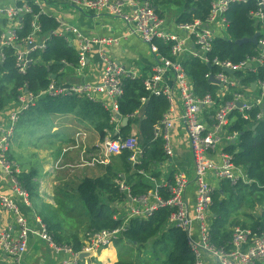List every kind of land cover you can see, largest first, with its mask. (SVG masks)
<instances>
[{
  "label": "built area",
  "instance_id": "2783aa9c",
  "mask_svg": "<svg viewBox=\"0 0 264 264\" xmlns=\"http://www.w3.org/2000/svg\"><path fill=\"white\" fill-rule=\"evenodd\" d=\"M42 0H32L40 14ZM73 8L83 14L106 15L124 22L133 36L139 37L150 48L156 65L144 80L145 89L150 95L164 97L170 103V111L164 116L162 122L156 128V137L165 143L164 151L167 158H173L174 149L171 139V130L177 120L184 122L187 136L192 148L195 168L196 204L193 216L189 213L186 202L188 181L184 174L174 176V183L168 186V197L164 199L158 193L148 194L141 198H133L126 183L119 178L116 183L122 192L126 193L132 203L128 219L148 218L160 209L172 211L170 223L181 229L187 236L188 244L195 256V264H205V257H211L217 264H263L264 263V231H254L237 227L233 231L230 248L217 249L211 243L210 214L213 204L214 187L209 183L210 176L222 182L227 181L232 185L244 183L249 185L252 181L247 177L245 170L237 167L233 157L221 152L220 162H214L211 154L218 151L221 144L222 132L232 124L231 117L239 112L245 119L249 113L257 107L264 105V82H258L257 88L261 89L260 98L256 102L244 101V90L238 82L224 70L244 72L248 66L264 64V2H259L260 11L254 14L258 22H262L260 28L259 44L263 50L258 59H252L240 65H232L229 62H221L215 59L212 65L218 69L215 76H208L211 81L214 78L218 84L215 97L211 95L200 99L193 90V84L188 76L183 60L192 57L205 64H210L208 54L212 51V44L217 36L225 37L227 32L226 13L233 4L246 3L247 0H212V9L206 22L197 21L191 24L175 23V32L167 28L165 18L154 7L152 0H64ZM32 15L33 10L28 4L21 7L0 8V19H3L7 29L0 37V64L6 59L5 50L16 51V68L20 74H25L27 68L33 63L32 55L45 52L52 37L65 39L76 51L78 56L77 71L81 73L89 64V55L94 47L98 48V58L102 64V75L99 83H73L65 84L52 80L48 88L37 95L28 90H19V96L15 99L16 107L4 121L0 122V183L7 184L11 193H0V212L11 214L15 218L18 232L12 229H2L0 226V257L7 264H23L27 253L28 238L30 233V221L22 215L21 207L28 209L32 220L39 227V237L47 247L56 254H67L72 257L70 261L58 264H78V257L82 253H95L111 246L120 236L125 226L115 231H91L85 234V244L80 253L54 241L49 233L47 225L34 212L29 192L23 187L20 177L22 171L11 161L10 151L17 126L27 112L35 108L41 101L47 99H86L90 102L101 103L110 114V126L113 131H107L106 137L99 145L104 151L105 157L112 158L129 154V162L139 165L143 157L140 141L135 136L123 138L120 135L122 117L119 111V101L124 95L125 81L141 78L136 70L126 69L115 62L109 49L118 44L114 39H94L87 37L75 26L65 24L55 18L58 28L49 36L42 35V27L39 16H34L31 33L26 38L19 36L22 30V17ZM178 17V16H177ZM177 20V19H176ZM219 29L220 34H215L214 29ZM162 42L168 48V56L163 55L156 42ZM144 77V76H143ZM228 94L232 99L226 101ZM182 105L179 118H176V104ZM242 103L243 107L238 108ZM213 113V127L211 129L205 123V116ZM5 115L3 110L0 117ZM264 119V111L259 113L257 120ZM227 143L236 142L238 134H229ZM227 146V145H226ZM96 163H108L103 158L94 160ZM142 174V173H141ZM143 174H145L143 172ZM121 206V204H119ZM125 224H127L125 222ZM124 224V225H125ZM199 230V239L195 238V229Z\"/></svg>",
  "mask_w": 264,
  "mask_h": 264
},
{
  "label": "trees",
  "instance_id": "16d2710c",
  "mask_svg": "<svg viewBox=\"0 0 264 264\" xmlns=\"http://www.w3.org/2000/svg\"><path fill=\"white\" fill-rule=\"evenodd\" d=\"M154 7L160 4H170L180 10L176 22L178 24H191L197 21L206 22L212 9V0H152ZM259 2L264 0H247L246 3L233 4L225 17L227 20V32L225 37L217 36L212 44V51L208 54L210 64L202 63L192 57L183 60V66L190 77L195 95L203 99L209 95L216 96L218 88L207 78L215 76L218 69L212 65L215 59L221 62H229L232 65H240L252 59H258L261 55L258 48L252 44L237 45L236 42L244 39H252L260 34L262 22H258L254 14L260 11ZM28 4L33 10L32 15L22 17L21 38H26L32 31L31 26L34 16H39L42 27V35L49 37L57 28L55 18L40 14L37 6L32 0L20 1L18 6ZM182 9V11H181ZM264 16V10L262 11ZM2 32L0 31V37ZM263 36L260 35L259 38ZM160 52L168 56V48L162 42H156ZM5 61L0 64V112L7 106V101L16 99L19 90H28L29 93L37 95L48 88L55 81L60 82L59 77L65 66L77 67L78 56L71 45L62 38L52 37L45 52L32 55L33 63L27 68L25 74H20L16 68V51L5 50ZM146 76L125 81L124 95L119 101V111L122 119H129L126 127H121L120 135L128 138L132 123L139 125V133L136 137L140 141L143 157L139 165L133 166L129 160V154L121 156V163L117 164L116 174L96 179H84L76 188V196L85 208L87 222L86 230L91 231H115L125 226L120 234L117 246L129 244L138 248H147L152 245L156 263L154 264H195V256L188 244L186 234L170 223L172 211L160 209L150 217L132 218L124 225L123 219L118 217V212L112 207L120 204L127 198L116 183L121 174L128 175L134 171L151 173L156 165L163 164L167 160L162 139L156 137V128L162 122L164 116L170 111V103L164 97L150 95L145 89L144 80ZM241 88L250 87L258 82H264V64L252 65L251 69L237 72L233 77ZM232 99L228 94L226 101ZM264 111V105L257 107L249 113L245 119L239 112H235L231 119V126L227 129L229 134H238L235 143L229 142L224 149L226 154L233 157L237 167L245 170L251 184L238 183L232 185L230 182H219L213 193V204L210 216L211 243L217 249H228L232 241L235 228L240 225V215L243 206L249 203V199L255 194L264 196V119L257 120L259 113ZM76 114L90 122L99 130L102 140L106 137V130L113 131L110 126V114L101 103L90 102L86 99H47L41 101L35 108L25 115L31 117H47L49 115ZM256 127L254 130L253 128ZM122 171V173H118ZM118 173V174H117ZM37 172L23 174L20 181L29 192L31 200L38 197L39 185L36 182ZM142 177V176H134ZM132 178V177H131ZM135 184L126 180L133 198H141L149 194L150 188L143 179ZM62 207V206H61ZM59 207V208H61ZM49 206H44L41 219L47 225L49 233L59 245L70 247L75 254L82 251L83 246L79 238L74 235L70 237L73 245L64 244V239L57 235L58 224L52 223L51 218L46 215ZM39 209V208H38ZM62 209V208H61ZM65 209V208H64ZM44 211V212H43ZM45 215H44V214ZM58 210L56 211V214ZM248 222H243V229L264 231V212L255 219L246 213ZM251 221V225L250 224ZM248 223V224H246ZM241 227V228H242ZM120 255L121 251L118 250ZM162 258H159V256ZM122 258V256H121ZM0 264H5L0 259ZM80 262L78 264H84ZM116 264H144L141 262L119 260ZM264 264V263H263Z\"/></svg>",
  "mask_w": 264,
  "mask_h": 264
},
{
  "label": "crops",
  "instance_id": "0c3cea01",
  "mask_svg": "<svg viewBox=\"0 0 264 264\" xmlns=\"http://www.w3.org/2000/svg\"><path fill=\"white\" fill-rule=\"evenodd\" d=\"M20 1L25 0H0V8L14 7ZM41 3L43 13L46 16L60 19L62 23L77 27L87 37L116 40L118 44L109 49L112 59L126 69L136 70L141 75V78L150 74L151 69L156 65V60L148 45L139 37L131 35L128 27L121 20L106 15L83 14L64 0H42ZM155 8L165 18L167 28L175 32V23L180 10L173 9L178 15H173L172 10L165 16L160 11V7ZM7 26L11 28V25H7L3 19H0V28L3 31L7 29ZM213 31L215 34L221 33L217 28ZM102 69V64L98 58V48L94 47L89 55L88 67L84 71L79 73L77 68L65 66L59 80L64 85L73 83L97 84L100 81ZM252 86L245 87L243 93L244 101L242 102H256L260 98L261 89L257 88L253 90ZM181 111L182 105L178 102L175 108L177 119L181 115ZM8 115L9 113H6L1 116L0 122L4 121ZM50 118L54 119V126L51 131L44 128V122ZM205 123L209 129L213 127V113L205 116ZM21 125V132L19 134L17 132L13 138L10 159L23 174H29L33 171L37 172L38 197L33 198L31 201L34 212L39 217H41L40 212L45 205L49 206L48 209H50V212L48 210L46 212L49 218L50 215L56 214L57 210V214L60 211H64V214L65 211L68 213L72 212V200L73 196H76L75 191L78 184L84 179L105 177L108 172L110 175L115 176L117 172L115 162H118L117 164L121 163V156L108 159L105 157L104 151L99 147L102 137L99 130L94 126V122H90L76 114L31 118L25 115L21 121ZM26 128L29 129L26 133H29V135L25 137L23 130ZM138 133L139 125L132 123L129 135L137 137ZM170 134L174 149L173 158H167L163 164L156 165L151 173L143 174V171H134L128 175L121 174L122 180L124 182L129 180L135 184L136 181L141 182L140 179H143L150 188V194L156 192L162 198L167 199L168 186L174 183V176L178 173L184 174L188 181L186 202L189 213L193 216L196 204L195 168L192 148L184 122L177 120ZM220 135L223 141L218 146V151L211 154V159L215 163L220 162L221 152L224 151L228 144L227 137L229 135L227 132L224 131ZM102 158L107 160L108 163L94 162V160H101ZM21 160L26 161L25 164L20 163ZM35 164L39 165V170L35 169ZM118 173H122V171ZM139 175L142 177H134ZM219 182L210 176L209 183L214 189L218 187ZM0 193L7 195L11 193L7 184L0 183ZM56 193L61 195V200L56 199ZM120 204L121 206L113 204L112 207L118 212V217H121L125 224V222L129 221L128 214L133 205L128 198ZM58 206H62V209ZM262 208L264 209V205ZM244 209L246 208H242V211L245 213ZM21 212L30 221L28 247L23 264H58L72 259L70 255L56 254L51 251L46 243L40 239L39 227L33 222L30 211L21 207ZM244 213L240 215L241 221H244L246 218L243 216ZM259 217L260 215L254 216L255 219ZM0 226L2 229H12L15 233L18 232L15 218L9 213L0 212ZM82 233L83 231L81 230H78V232L64 230L63 235L60 236L64 239V244L73 245L70 237L76 235L79 238L80 244L84 246L86 232ZM56 234L59 235V233ZM194 234L195 238L199 239V230L197 228ZM119 260H121V256L113 243L99 252L92 253V257L86 260L84 264H116ZM204 260L205 264H217L214 259L208 256Z\"/></svg>",
  "mask_w": 264,
  "mask_h": 264
},
{
  "label": "rangeland",
  "instance_id": "374dc122",
  "mask_svg": "<svg viewBox=\"0 0 264 264\" xmlns=\"http://www.w3.org/2000/svg\"><path fill=\"white\" fill-rule=\"evenodd\" d=\"M159 7H160V11L162 13H164L165 16H167L173 9H176V7H174L170 4H160ZM181 11H182V9H181ZM172 14L178 15V13H176L175 10H173ZM15 107H16L15 99L7 101V106L3 110L4 114H6V113L10 114L11 112H13ZM22 119H21V121H22ZM21 121L19 122V124L17 126L15 135L17 134V132H18V134H19V132H21V129H22V127H20V126H22ZM53 126H54V119L50 118L44 122V128L46 130L50 129V131H51ZM27 131H29L28 128L23 130V135L25 137L29 135V133L26 134ZM25 162L26 161L21 160L20 163L25 164ZM117 163L118 162H115L116 165H117ZM35 165H36L35 169L39 170L40 169L39 165H37V164H35ZM55 195H56V199L61 200V195L59 193H56ZM249 200H250L249 203L247 205L243 206V208H246V209H244L245 213L250 215V216H253V217L255 215L261 216L264 212V209L262 208V206L264 205V196H261L259 194H255ZM72 205H73L72 212H70V213L65 211V214H64V211H62V212L60 211L59 214L50 215L52 223L58 224L59 235H63L64 230H68V232H71V231L78 232V230H81V231H83V233H85V232L87 233L86 226H87V222L89 219L86 217V213H85L86 210L84 208V205L78 199H73ZM49 210L50 209H48V211ZM249 219L250 218H245L244 221L248 222L247 220H249ZM246 224H248V223H246ZM242 225H243V222L240 219L239 227H242ZM248 225H251V221H250V224H248ZM117 241H118V239L114 242V245L116 246V249L120 250L122 253V255H120V253H119V255L122 256L121 260L132 261V262H141L144 264L156 263V260H155L156 257H155L154 249H153L152 245L147 246V248H138L135 246H131L129 244H122L120 246H117L118 245ZM159 258H162V256L160 255ZM0 259H2V258L0 257ZM4 262H5V264H7V261L4 260Z\"/></svg>",
  "mask_w": 264,
  "mask_h": 264
},
{
  "label": "water",
  "instance_id": "95a60500",
  "mask_svg": "<svg viewBox=\"0 0 264 264\" xmlns=\"http://www.w3.org/2000/svg\"><path fill=\"white\" fill-rule=\"evenodd\" d=\"M259 37H260V34H256L252 39H244V40H241V41L236 42V44L237 45L252 44V45L256 46L258 48V50L261 51V50H263V48L259 44ZM248 68L250 69L251 68V65H249ZM224 72L226 74H228L229 76H234L236 74L232 70H224ZM55 79H56V77L53 76V80H55ZM211 82L213 84H218V82L214 78H211ZM252 89L253 90H256L257 89V84H254L252 86ZM237 106H238V108H242L243 107V104L242 103H239ZM128 121H129V119H127V118L123 120V128L126 126V124L128 123ZM253 129L255 130L256 127H254ZM233 143H235V141H233ZM90 257H92V253H82V254L79 255L78 260L80 262H85Z\"/></svg>",
  "mask_w": 264,
  "mask_h": 264
}]
</instances>
